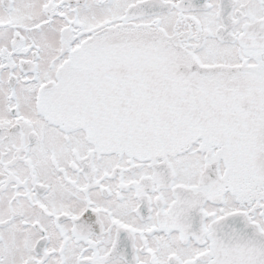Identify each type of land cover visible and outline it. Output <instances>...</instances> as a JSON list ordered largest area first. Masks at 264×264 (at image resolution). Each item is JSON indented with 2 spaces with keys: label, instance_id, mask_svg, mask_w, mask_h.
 <instances>
[{
  "label": "snow or ice",
  "instance_id": "1",
  "mask_svg": "<svg viewBox=\"0 0 264 264\" xmlns=\"http://www.w3.org/2000/svg\"><path fill=\"white\" fill-rule=\"evenodd\" d=\"M0 264H264V0H0Z\"/></svg>",
  "mask_w": 264,
  "mask_h": 264
}]
</instances>
